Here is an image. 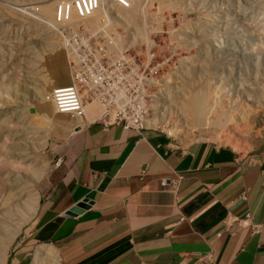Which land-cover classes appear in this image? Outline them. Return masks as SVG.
<instances>
[{
	"label": "rangeland",
	"instance_id": "obj_1",
	"mask_svg": "<svg viewBox=\"0 0 264 264\" xmlns=\"http://www.w3.org/2000/svg\"><path fill=\"white\" fill-rule=\"evenodd\" d=\"M44 1L58 0H0V225L21 223L6 261L13 250L29 243L50 176L75 134L64 139L63 125L43 123L44 116L41 121V116L30 113L34 108L39 115H53L50 105L39 103L40 97L51 84L69 83L60 52L43 56L50 83L43 81L36 68L35 57L56 42L45 25L46 17L37 18L28 10L41 8ZM135 4L123 10L135 16V27L126 30L119 21L114 26L124 32L122 40L127 32L126 36L135 38L140 59L149 55L161 66L155 71L158 85L152 89L149 118L153 122L159 111L165 116L153 127L181 147L201 142L244 147L264 120V9L258 1L136 0ZM111 12L109 18L115 17ZM229 107L235 111L230 113ZM222 113L234 117L223 129L214 123ZM57 116L73 121L67 114ZM20 193L27 195L28 202L22 199L26 205L21 200L15 206ZM33 198L38 206L31 216L27 207ZM37 246L26 264L31 263Z\"/></svg>",
	"mask_w": 264,
	"mask_h": 264
},
{
	"label": "crops",
	"instance_id": "obj_2",
	"mask_svg": "<svg viewBox=\"0 0 264 264\" xmlns=\"http://www.w3.org/2000/svg\"><path fill=\"white\" fill-rule=\"evenodd\" d=\"M177 178L175 194L162 189ZM245 216L258 232L225 224ZM38 244L61 264H264V120L240 149L83 127L50 176L29 243L6 264H26Z\"/></svg>",
	"mask_w": 264,
	"mask_h": 264
},
{
	"label": "built area",
	"instance_id": "obj_3",
	"mask_svg": "<svg viewBox=\"0 0 264 264\" xmlns=\"http://www.w3.org/2000/svg\"><path fill=\"white\" fill-rule=\"evenodd\" d=\"M136 0H58L51 21L45 25L54 35L56 47L47 55L63 54L69 83L51 86L42 96L57 114H67L83 128L100 124L103 128L119 127L141 134L155 129L149 110L154 102L152 89L158 82L159 63L135 50V41L125 33L124 40L110 16L109 9L131 10ZM39 16L40 8L28 9ZM110 22L112 28L110 27ZM132 36V35H131ZM162 64V63H161ZM53 82V81H52ZM58 165V163L56 164ZM144 171L141 172L143 174ZM179 178L163 190L175 194ZM249 226L252 233L259 226L243 219H227L225 224ZM226 226L225 228H227Z\"/></svg>",
	"mask_w": 264,
	"mask_h": 264
},
{
	"label": "bare ground",
	"instance_id": "obj_4",
	"mask_svg": "<svg viewBox=\"0 0 264 264\" xmlns=\"http://www.w3.org/2000/svg\"><path fill=\"white\" fill-rule=\"evenodd\" d=\"M260 7H262L264 9V0H257ZM45 4H43L40 8V14L43 15L44 17V20L47 19L48 21H51L52 20V17H53V10H54V6L56 4V2H47V1H44ZM137 3V2H136ZM136 5V4H135ZM27 6V5H26ZM28 9V8H27ZM30 9V8H29ZM113 10V13L111 12ZM109 11L113 14V16L115 17H110L113 22L114 21H119V25L120 23L123 25L124 24V27L126 28H129L131 29L132 27H135V22L133 21L135 18V16H131L129 15V13H126L125 11L121 10V9H118V8H110ZM109 12V13H110ZM37 16V18H41V16ZM42 16V17H43ZM109 18V16H108ZM28 20V19H27ZM35 21V20H34ZM40 21V20H39ZM134 22V23H133ZM137 23V22H136ZM34 24V23H33ZM111 24V22H110ZM117 25H118V22H117ZM112 26V24L110 25V27ZM34 27V26H33ZM112 28V27H111ZM118 28V27H117ZM143 28V27H142ZM135 29V28H134ZM132 31V30H131ZM134 32V31H133ZM147 32V31H146ZM135 33V32H134ZM145 34V33H144ZM147 34V33H146ZM127 35H129V33L127 32ZM142 37V36H141ZM144 37V36H143ZM142 37V38H143ZM147 37V35H146ZM148 42V38H145ZM54 40V39H53ZM133 40L135 41V38H133ZM143 42V41H142ZM46 43V42H45ZM55 45H56V42H55ZM48 48H44L43 51L37 55L35 57V60L37 61L38 65L36 68H38V72H39V75L41 76V78L43 79L44 82H47V83H50L51 82V78L48 76V74L46 73L45 71V68L43 66V62H44V53L46 52H52V50L56 47H53V44H48L47 45ZM46 46V47H47ZM147 50V49H146ZM39 76V77H40ZM166 79L168 80V78L166 77ZM42 82V81H40ZM166 83H168V81H165ZM164 82V84H165ZM160 83H163V82H160ZM155 84L158 85V82H155ZM166 85V84H165ZM55 86V85H53ZM169 86V85H167ZM160 92V91H159ZM157 95V94H156ZM157 97V96H156ZM161 97H159L160 99ZM41 99L42 97H40V101L39 103H41ZM161 100V99H160ZM230 101V100H229ZM230 103V102H229ZM196 105V103H195ZM194 106V103L192 104L191 108ZM202 106V105H201ZM231 106V105H230ZM179 107V106H178ZM186 107V106H185ZM188 107V106H187ZM32 108V107H30ZM195 106L192 108V112L194 110ZM232 108V107H231ZM229 107L228 110L231 109ZM196 109H197V105H196ZM195 109V110H196ZM190 110V109H189ZM199 110V109H198ZM233 110L235 111V109H232L230 110V113L233 112ZM54 112V111H53ZM197 112V111H196ZM229 114V111L228 113ZM226 113H222L220 115H216L215 116V125L218 126L219 128L223 129L225 126H226V123L230 120H232L231 118L234 119V117H232V115H228L227 116ZM33 115H36V116H41L40 120L42 121L43 120V116H44V122L43 123H47L49 124L50 122L54 124V121L56 122V125H63L64 126V135H63V138L65 139L67 136H70L74 133H76L77 129H82L80 127V124L77 123V121L73 120V121H61V120H58L60 116H57V113L53 115H45V114H41L39 115L37 112H34ZM61 115H65V114H61ZM194 115L196 116V118H198V114L197 113H194ZM208 115V114H207ZM205 115V116H207ZM165 116V115H164ZM163 116V117H164ZM163 117H162V112H158L157 114L154 115V118L153 119V122H150L154 125V123L157 121H164L163 120ZM194 117V116H193ZM208 117V116H207ZM168 118V117H167ZM194 118V119H196ZM156 119V120H155ZM166 119V117H165ZM200 120V119H199ZM206 120H208L206 118ZM205 120V121H206ZM180 121V120H179ZM197 121V120H196ZM200 122V121H199ZM213 124V123H212ZM229 125V123H227ZM205 125V124H204ZM222 135V134H221ZM222 137V136H221ZM67 140V139H66ZM220 141V140H219ZM35 166V165H34ZM29 166H27L26 168H28ZM32 170V169H31ZM34 171V170H33ZM24 172H27L24 171ZM25 175V174H24ZM29 175V174H28ZM40 175V174H39ZM31 176V175H30ZM41 177V176H40ZM27 195L24 194V193H20L17 198L15 197V206L22 200L24 199L25 202H28L27 201ZM17 201V202H16ZM23 201V200H22ZM22 201H21V204H22ZM26 205V203H24L23 201V205ZM3 206V205H2ZM19 206V205H18ZM17 206V207H18ZM37 206H38V200L37 198H33L32 199V202H31V205L30 207L28 206L27 208L30 209L29 212H30V215L33 216L35 213H36V210H37ZM9 207V206H8ZM7 208V207H5ZM26 208V209H27ZM2 209H4V207H2ZM9 209V208H8ZM8 209L6 210H3V213L4 211H7ZM13 209V208H12ZM0 214H2V212L0 211ZM1 216V215H0ZM27 218V217H26ZM31 219V218H30ZM26 221V220H25ZM24 222V221H22ZM2 224V222H0ZM5 224V223H4ZM20 227H21V223H15L12 225V227H9L8 225H0V264H4L5 261H6V257H7V250L9 248V246L12 244L13 240L15 239V237L17 236V234L19 233V230H20ZM60 258H59V254H57V252L49 245H39L35 248V252H34V256L31 260V263L30 264H61L60 263Z\"/></svg>",
	"mask_w": 264,
	"mask_h": 264
},
{
	"label": "water",
	"instance_id": "obj_5",
	"mask_svg": "<svg viewBox=\"0 0 264 264\" xmlns=\"http://www.w3.org/2000/svg\"><path fill=\"white\" fill-rule=\"evenodd\" d=\"M35 109L32 108L30 109V113H34ZM79 129H77L76 131H78ZM85 202H87V200H84L82 203L78 204L77 207L73 208L71 212H69V215H75V214H80L82 212L83 209L87 208V204H85Z\"/></svg>",
	"mask_w": 264,
	"mask_h": 264
},
{
	"label": "clouds",
	"instance_id": "obj_6",
	"mask_svg": "<svg viewBox=\"0 0 264 264\" xmlns=\"http://www.w3.org/2000/svg\"><path fill=\"white\" fill-rule=\"evenodd\" d=\"M44 105V104H43ZM52 109V108H51ZM80 130V129H79Z\"/></svg>",
	"mask_w": 264,
	"mask_h": 264
}]
</instances>
